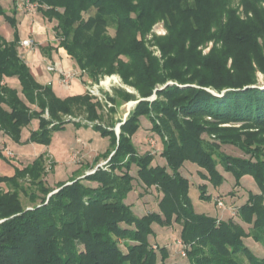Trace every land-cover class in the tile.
Wrapping results in <instances>:
<instances>
[{
    "label": "trees",
    "instance_id": "trees-1",
    "mask_svg": "<svg viewBox=\"0 0 264 264\" xmlns=\"http://www.w3.org/2000/svg\"><path fill=\"white\" fill-rule=\"evenodd\" d=\"M1 1L0 15L15 31L12 40L0 33V130L20 142L23 128L38 119L27 142L49 145L53 133L64 128V115L82 110L90 124L99 119V103L89 93L60 98L51 84L35 78L20 54L17 11L8 14ZM30 1L47 20H57V47L83 75L98 81L118 73L140 94L121 91L122 102L145 99L122 121L119 137L115 123H94L110 139L108 161L84 177L73 175L51 187L45 154L18 167L0 151L14 167L12 175L0 174V264H264V255L246 242L264 247V87L258 84V72L264 74V0H239L237 7L233 0ZM159 21L168 33L148 41ZM150 46H157L162 58ZM14 77L21 89L5 82ZM143 118L161 140L164 164L152 149L137 148L133 137ZM234 122L242 124L227 125ZM223 145L245 156L228 154ZM187 162L200 168L204 201L223 199L220 192L208 193V183L219 190L225 181L220 168L234 175L236 185L252 176L259 192H249L228 220L198 212L182 172ZM135 180L144 193L155 189L160 195L155 211L139 215L128 203ZM155 224L179 227L185 262H167L169 247L150 241Z\"/></svg>",
    "mask_w": 264,
    "mask_h": 264
},
{
    "label": "rangeland",
    "instance_id": "rangeland-1",
    "mask_svg": "<svg viewBox=\"0 0 264 264\" xmlns=\"http://www.w3.org/2000/svg\"><path fill=\"white\" fill-rule=\"evenodd\" d=\"M18 0H3L2 4L6 8L7 11L12 12L14 7L16 5H19ZM233 5L238 6L239 5V0H233ZM21 6V4H20ZM21 12L23 16L30 17L32 18V22L40 21L42 24V33L46 37L44 38L45 42L49 41H56L54 38L56 37L55 31H54V26L57 23V20H52L49 21L45 17L42 16V13L38 10V7H33V9H28L26 6H21ZM95 10L93 9L91 12L84 13V17L88 18L91 14H94ZM239 12L242 17H245L246 14L244 12V9L242 6H239ZM0 19V32L1 34L5 35L6 37H11L13 38V27L10 25V23L3 21ZM109 33L111 35L115 34V29L114 27H109L108 29ZM168 33L167 27L165 25L164 21H159L157 22L153 28L150 34L148 35L147 39L148 41L152 39L154 36H165ZM29 39L33 41V44L31 47L34 45L36 46H42L39 44L38 41L35 40L33 35H29ZM45 44V43H44ZM213 45V42H210L207 47L204 49V53H208ZM50 47L54 48L55 46ZM47 49L45 52H43L44 57L48 58V54L53 53V51L45 46ZM42 48V47H41ZM151 50L153 53L158 56L159 58H162L161 51L157 46H150ZM45 49V48H44ZM58 50V49H57ZM65 49L62 48L61 51H64ZM59 53V51H58ZM47 65H55L53 62L50 60L47 61ZM75 73V77L82 78V81L87 85V91L92 99L93 102L99 103L98 105V113L100 114V118L96 119V121L92 122L88 126L86 125H79L75 122H71V124L67 125L65 129L62 130H57L53 133L51 142L49 144L50 150L52 154L56 157V162L57 167H53L51 165L50 161L46 160V168H47V176H46V181L51 187H56L57 185V180L61 179H68L69 177L76 176L77 174H81V176H85L88 173L94 172L99 166H106L107 161L101 163L99 166L91 167L90 169L88 167H81L78 172L74 173L77 168L71 165L72 160L69 158V153L71 152L72 149H76L78 147H82L83 143H77L76 140L78 137L82 138L84 142H88V146L85 147L86 150L91 151V152H101L103 149L107 148L108 145L110 147V140L109 137L103 136L101 134V131L94 127V123L96 124H103V125H108L110 126L112 123H115L114 130L117 127V124L123 123L125 120V117L127 118V114L129 111L132 110L133 107H135L136 104H133V101L137 100H130L126 102H122V92L121 91H126L131 94L136 95L138 98L140 97V94L138 90L131 86L129 83H127L120 74L118 73H113V74H105L102 75L98 81H94L91 78H89L87 75H81L80 71L73 72ZM115 78L113 80L111 85H106V78ZM258 79H259V86L263 87L264 86V74L261 72H258ZM104 82V84H103ZM162 85H159L161 87ZM117 97L118 101L114 102L112 101L111 97ZM121 96V97H120ZM156 97V94L153 93L151 97L148 99H154ZM145 98H141L143 100ZM140 100V99H139ZM130 113V112H129ZM76 118L78 120L86 121L87 120V113L84 111L80 110L77 111L75 114ZM129 115V114H128ZM68 115H64L63 118H66ZM45 117L50 118V114L48 109L45 111ZM211 120V117H209ZM123 121V122H122ZM242 122H234L231 124L227 125H235V126H240ZM39 126V121H33L28 127H26V146L24 150V153L27 151L34 150L32 147L31 143H28V136L29 132L32 130L34 126L38 128ZM115 133L117 137H119V134H117L116 130ZM135 143L137 145V148L140 152H145L148 151L149 149H152L156 153V161L164 164L163 157L160 158L159 150H162V144L160 138L154 133L151 129V122L147 118H143L142 120V128L135 134ZM22 140L20 142L14 141L12 138H10L8 135H6L4 132L0 131V151H2L3 156H6L10 159V163L14 166L18 167H23L29 163L28 158H25L21 156L22 151L19 152L18 150H22ZM5 144H7L8 149L10 150H5ZM43 144H35V147L39 152H41ZM76 145V146H75ZM222 150L225 151L228 154L234 155V156H245L242 150L239 148L233 146V145H223ZM27 154H30V152H27ZM81 156L78 154L74 156V159L76 162H78V159ZM29 158H31L29 156ZM5 162V160L0 157V174L2 175H12L14 173V167ZM199 166L195 163L192 162H187L186 166L182 170L183 174L187 176L190 180L191 183V198L194 204V207L196 211L198 212H206V213H211L214 214V206H220L216 203L218 201L217 198L215 197L214 201H204L200 199V190H199V185L204 182V180L200 177L199 174ZM221 173L225 177V181L223 184L220 186L219 190L214 188L212 184L208 183V193L211 194L213 197L215 194L218 192L221 193V197L223 199L224 206L228 204H231L229 206L233 207V205H239L245 202L248 197H249V192H259V187L257 183L255 182L254 178L250 175H245L244 177L241 178L240 180V185H236V179L234 175L231 172H226L222 168H220ZM132 174L136 175V167L134 166L131 170ZM135 189L130 192L128 195L127 201L128 203H132L134 210L139 214L143 215L147 213L148 211H155L157 209L156 207V202L159 200L160 195H158L157 191L155 189H147L146 193H144L145 189L140 186V184L135 180L134 182ZM2 187H5L3 184L1 185ZM150 190V191H149ZM145 194V195H144ZM22 200L24 205H29L30 201L26 198L24 194H21ZM227 203V204H226ZM226 204V205H225ZM221 207V208H223ZM231 218L229 214L226 215V219L228 220ZM249 226L246 225V228ZM178 226L174 228H161L159 224H155V230L156 234H152L150 237V241L152 243H155L157 245H169L173 257H170L167 262H185L186 258H183L180 255V245L177 244V238H178ZM249 244H251V248L257 253L259 256L264 255V247L261 244H258L253 241L252 239L246 240ZM254 243V244H253ZM159 264H162L161 261Z\"/></svg>",
    "mask_w": 264,
    "mask_h": 264
},
{
    "label": "crops",
    "instance_id": "crops-1",
    "mask_svg": "<svg viewBox=\"0 0 264 264\" xmlns=\"http://www.w3.org/2000/svg\"><path fill=\"white\" fill-rule=\"evenodd\" d=\"M2 1H1V3H2ZM21 10L22 9H21V6L19 4V5H16L14 7L12 12H9V11H7V12L10 15H14V12L17 11V13L15 14V17L17 19V27H18L19 34H20V42H19L20 54L23 57V59L26 61V63L29 65L31 72L33 73L35 78L42 84H51L54 92L60 98H66L68 96L81 95V94L88 93L87 88H86L87 85L82 81V78L74 77V79H72V81L69 85H65L62 82V78H63L62 73L63 72H65V73H71L72 72L73 73V72L80 71L81 72L80 74L82 75V70L79 68L76 61L74 59H72L67 54L66 50L61 51L62 47H57L58 43L56 41L45 42L44 38L46 37V35L44 36V34L41 31L42 30L41 22L37 21V20H36V22H32V18L23 16ZM0 19L2 20L1 22L6 21L4 16H2V15H0ZM6 22H8V21H6ZM13 29L15 31L14 27H13ZM14 31H13V36H12L13 38H14ZM30 34L33 35L35 40L38 41L39 44H41L42 46H40V47L36 46V45H34L33 47L22 46L21 41L29 38ZM3 36L8 40L13 39L11 37H6L5 35H3ZM54 39L56 40V37ZM49 45L55 46V47L52 49L53 53L48 54V58H47V57H44L43 52H45L47 49V48L44 49V47L49 46ZM58 51H59V53H58ZM48 60H50L51 62H53L55 64V66L57 68L56 71H49L48 70V68H47V66H48L47 61ZM5 82H7L12 87H16L18 89H21L20 83L16 77L8 78ZM36 120H38V119H34L33 121H36ZM64 120L66 121V123H65V126L63 129H65L67 127V125L71 124V122H75L79 125L81 124V125H86V126H88L90 124V122H88L89 124L87 125L86 121L78 120L76 118V115L75 116L68 115L66 118H64ZM25 128L26 127H24L23 131H22V139H21L23 142L22 146H24V144H26L27 136H25L26 135V129ZM35 129H37L36 126H34L32 128V130H35ZM0 131H2V130H0ZM31 131L29 132L30 134H31ZM30 134H29V136H30ZM29 136H28V138H29ZM133 139L135 140L134 137H133ZM76 142L77 143H83L82 144L83 146L78 147L76 149H72L71 152L69 153V158L72 160L71 165L74 166L75 168H77L74 173L78 172V170H80L81 167H88L90 169L94 165L99 166L101 163L105 162V160H108L104 157V153L109 148V145L106 149L104 148L103 151H101V152H99V151L91 152V151H88L85 149V147L89 145L88 142H84L83 139L80 137L77 138ZM28 143H31L32 147L34 149V150H32V152L27 151V152H30V154H27V152L24 153L23 149H25L26 146L21 147L22 150L20 149L18 151L19 152L22 151L21 156L30 159L29 163L31 161H33L38 155L43 153L46 156V160L50 161L51 165H53V167L58 166L57 164H59V163L56 162V157L52 154L49 145L43 144L42 145L43 148H42L41 152H39L37 150V148L35 147V144H39V143H35V142H28ZM5 150H10V149H8L7 144H5ZM78 154L81 157L78 159V162H76L74 159V156H76ZM29 156L31 158H29ZM81 177H83V176L80 175L79 178H81ZM70 179H71V177H69L68 179L57 180L56 182L58 183L59 181H69ZM214 199H215V197H214ZM230 205L231 204H228L223 208H221V207L219 208L217 205L214 206V211H213L214 214H212V215L218 216L219 218H222V219H226L227 214H229L231 217H236V208H235L236 205H233V207L229 208ZM168 247H169V245H168ZM169 250L171 251L170 247H169ZM171 256L173 257L172 252H171Z\"/></svg>",
    "mask_w": 264,
    "mask_h": 264
},
{
    "label": "built area",
    "instance_id": "built-area-1",
    "mask_svg": "<svg viewBox=\"0 0 264 264\" xmlns=\"http://www.w3.org/2000/svg\"><path fill=\"white\" fill-rule=\"evenodd\" d=\"M18 1L21 4V6H26L28 9H33V7H35V6L37 7V4L32 3L30 0H18ZM32 44H33V41L29 38L21 41V45L24 47H31ZM47 68L49 71H56L57 70L55 65H48ZM62 74H63L62 82L65 85H69L71 83L72 79H74V77H75V74L72 72L71 73L63 72ZM217 200H218L217 201L218 205L220 207H223L224 206L223 201H221L220 199H217ZM178 242H179V244L182 245L181 241H178ZM154 247L156 248L157 246H154ZM181 252L184 256L186 255V252L184 249H182Z\"/></svg>",
    "mask_w": 264,
    "mask_h": 264
},
{
    "label": "water",
    "instance_id": "water-1",
    "mask_svg": "<svg viewBox=\"0 0 264 264\" xmlns=\"http://www.w3.org/2000/svg\"><path fill=\"white\" fill-rule=\"evenodd\" d=\"M171 82H169V84H170ZM264 87V86H263ZM217 94V93H216ZM141 100V99H140ZM140 100H137V101H133V104H132V106L134 105V104H137ZM130 112V111H129ZM129 112H128V114H129ZM128 114H127V116H128ZM124 120H126V117H125V119ZM121 124L122 123H119V124H117V127H116V132H117V134H119L120 133V126H121ZM55 192V191H54ZM52 194V193H51ZM50 194V195H51Z\"/></svg>",
    "mask_w": 264,
    "mask_h": 264
},
{
    "label": "bare ground",
    "instance_id": "bare-ground-1",
    "mask_svg": "<svg viewBox=\"0 0 264 264\" xmlns=\"http://www.w3.org/2000/svg\"><path fill=\"white\" fill-rule=\"evenodd\" d=\"M113 80H115V78H112V77H110V78H106V85H111L112 84V82H113ZM103 84H104V82H103Z\"/></svg>",
    "mask_w": 264,
    "mask_h": 264
}]
</instances>
